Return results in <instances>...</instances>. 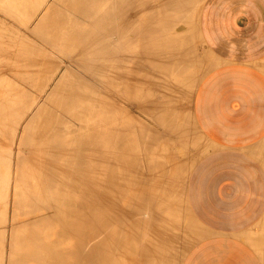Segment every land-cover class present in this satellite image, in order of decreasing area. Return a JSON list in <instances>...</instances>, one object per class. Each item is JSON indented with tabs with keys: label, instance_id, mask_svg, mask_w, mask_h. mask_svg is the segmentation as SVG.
I'll list each match as a JSON object with an SVG mask.
<instances>
[{
	"label": "bare ground",
	"instance_id": "6f19581e",
	"mask_svg": "<svg viewBox=\"0 0 264 264\" xmlns=\"http://www.w3.org/2000/svg\"><path fill=\"white\" fill-rule=\"evenodd\" d=\"M197 2L0 0L53 49L0 27V60L24 82L0 74V264H154L180 241L164 180L187 170L180 105L206 66L189 35Z\"/></svg>",
	"mask_w": 264,
	"mask_h": 264
},
{
	"label": "crops",
	"instance_id": "0c3cea01",
	"mask_svg": "<svg viewBox=\"0 0 264 264\" xmlns=\"http://www.w3.org/2000/svg\"><path fill=\"white\" fill-rule=\"evenodd\" d=\"M196 1L188 14L196 9L191 25L206 66L190 102L180 105L189 117L176 159L187 170L167 181L173 189L164 180L171 235L184 236L177 245L170 239L178 256L168 262L264 264V0ZM161 251L154 264L167 257Z\"/></svg>",
	"mask_w": 264,
	"mask_h": 264
},
{
	"label": "rangeland",
	"instance_id": "374dc122",
	"mask_svg": "<svg viewBox=\"0 0 264 264\" xmlns=\"http://www.w3.org/2000/svg\"><path fill=\"white\" fill-rule=\"evenodd\" d=\"M52 1V0H51ZM194 17V16H193ZM193 17H192V21H194V19H193ZM2 20V21H1ZM3 20H6L5 21V23H3ZM0 27L2 26H4V27H6L5 28V30L7 29L8 30V28L11 30V31H13V35H17L18 34V37H19V39H20V42H25V43H27L28 44V46H31L32 44L37 48V50H39L40 48V51L43 49V48H45V45L47 44V41L45 40V42L44 43H41V42H43L42 40H44L45 38L43 37V39L42 40H40V38L39 39H37L38 38V35H37V37L34 35V37H33V35H32V30L31 31H28L29 32V34H28V32L25 30L26 28H25V26L21 23V22H19V23H17L15 20H13V18H11L10 16H8V15H6L3 11L1 12L0 11ZM9 21V22H8ZM192 21H190V23H188V24H192V23H194V22H192ZM17 23V24H16ZM5 24H7L6 26H5ZM23 25V28H25L24 29V31H23V28L21 27V25ZM186 26H187V24H185ZM184 25V26H185ZM9 26V27H8ZM10 26H11V28H10ZM183 26V28H185ZM191 26V25H190ZM189 26V27H190ZM185 28V30H183V28H181L180 29V31L182 32V33H187L188 34V31H189V29L191 30L192 28ZM22 28V29H21ZM16 29V30H15ZM186 29H188V30H186ZM6 30V32H8V31H10V30H8L7 31ZM10 31V33L8 32V34H12V32ZM16 31H18V32H16ZM184 31V32H183ZM192 31H194V29H192ZM15 32V33H14ZM27 32V33H26ZM180 32V33H181ZM184 33V34H185ZM191 33H192V35H191ZM20 34V35H19ZM31 34V35H30ZM186 34V35H187ZM194 32H191L190 31V33H189V35H190V37L191 38H194V40H193V47L194 48H196V46H197V48L195 49V51H197V50H199V47H198V43L199 42H202L201 40L199 41V39H201L196 33L194 34ZM194 36H197L196 38L194 37ZM21 37V38H20ZM41 41V42H40ZM32 42V43H31ZM36 42H38L39 43V45L38 46H40L41 45V47H37V44H36ZM49 43V42H48ZM43 45V46H42ZM47 45H48V47H47ZM46 45V48H45V51L46 50H48V51H50L52 48V46L50 47V44H47ZM33 47V46H32ZM50 48V49H49ZM43 52H44V49L42 50ZM41 51V53H43ZM51 51H53V49L51 50ZM50 51V52H51ZM47 52V51H46ZM46 52H44V53H46ZM49 52V53H50ZM52 53V52H51ZM51 53L50 54H48V56H50L51 57ZM198 56L200 57V56H202L203 54L201 53V51H198ZM200 54V55H199ZM13 57V56H12ZM4 58H6V56L4 55ZM4 58H3V62L0 60V71L2 72V73H0V74H2V77H5L4 78V81H6V80H8L9 82H12L13 80H15L14 82H19V84L20 83H24L21 79H19V77H18V75L16 74L17 72H16V68L13 66V64L12 63H9V62H11V60H8V58H7V60H8V62H6V59L4 60ZM53 58V57H52ZM3 65V66H2ZM5 71V73L3 74V72ZM8 71V72H7ZM7 73H9V74H7ZM7 74V76H3V75H6ZM13 74H15L14 76H13ZM9 76V77H8ZM13 77V78H12ZM10 78H12L11 79V81H10ZM6 79V80H5ZM18 80H20V81H18ZM184 103H186V102H184L183 101V104ZM186 107V106H185ZM142 118H143V122L145 123L146 121H147V126L148 125H150V126H152L153 127V125L155 126V123L152 121V119L150 118V117H148L147 116V114H146V116L145 115H142ZM148 120H149V122L151 123V124H148L149 122H148ZM154 123V124H153ZM153 124V125H152ZM156 127H157V125H156ZM12 207V206H11ZM12 209V208H11ZM11 209L9 208V211H8V215H9V217H10V213H11ZM7 234H8V232H7ZM7 243H8V240H7ZM7 243H6V245H7Z\"/></svg>",
	"mask_w": 264,
	"mask_h": 264
}]
</instances>
